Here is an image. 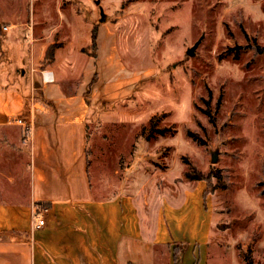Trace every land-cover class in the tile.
I'll list each match as a JSON object with an SVG mask.
<instances>
[{
  "label": "rangeland",
  "instance_id": "rangeland-1",
  "mask_svg": "<svg viewBox=\"0 0 264 264\" xmlns=\"http://www.w3.org/2000/svg\"><path fill=\"white\" fill-rule=\"evenodd\" d=\"M77 12L111 24L126 67L150 69L89 115L96 194L147 181L157 203L201 180L215 213L206 264H264V0H0V32L28 23L59 42ZM160 250L155 264L170 263Z\"/></svg>",
  "mask_w": 264,
  "mask_h": 264
},
{
  "label": "crops",
  "instance_id": "crops-1",
  "mask_svg": "<svg viewBox=\"0 0 264 264\" xmlns=\"http://www.w3.org/2000/svg\"><path fill=\"white\" fill-rule=\"evenodd\" d=\"M71 14L59 42L53 30L34 37L28 23L0 32V264H155L162 247L173 264L176 244L178 264H206L215 213L204 209L203 181L175 184L157 203L142 193L147 181L96 194L89 115L98 101L128 95L150 69L125 66L110 23Z\"/></svg>",
  "mask_w": 264,
  "mask_h": 264
},
{
  "label": "trees",
  "instance_id": "trees-1",
  "mask_svg": "<svg viewBox=\"0 0 264 264\" xmlns=\"http://www.w3.org/2000/svg\"><path fill=\"white\" fill-rule=\"evenodd\" d=\"M95 28H93V30H92V34H91V46L92 47H94L95 46V44H96V41H95ZM53 49H54V45L52 44V45H50L48 48H47V50H46V53H45V57L46 58H50L51 57V55H52V53H53ZM186 173H188V172H186ZM186 176L189 178V179H201L202 178V176L200 175V174H194V175H192V176H188V174H186ZM205 193H207L206 192V190H205ZM168 246V245H167ZM182 249H183V246L181 245V244H176L175 246H174V249H173V264H178V254H180L181 253V251H182ZM246 264H251L250 263V261H248L247 260V263Z\"/></svg>",
  "mask_w": 264,
  "mask_h": 264
},
{
  "label": "built area",
  "instance_id": "built-area-1",
  "mask_svg": "<svg viewBox=\"0 0 264 264\" xmlns=\"http://www.w3.org/2000/svg\"><path fill=\"white\" fill-rule=\"evenodd\" d=\"M2 29L6 30L7 25H3ZM43 77L45 80H49L51 78L50 72L49 71L44 72ZM12 121H14V123L19 124V125H23V126L26 125L24 119L21 117L13 118ZM43 210H45V208ZM33 216H34V220H35L34 221L35 227H39V226H42L44 224V218L41 216L40 212L36 211V213H34Z\"/></svg>",
  "mask_w": 264,
  "mask_h": 264
},
{
  "label": "water",
  "instance_id": "water-1",
  "mask_svg": "<svg viewBox=\"0 0 264 264\" xmlns=\"http://www.w3.org/2000/svg\"><path fill=\"white\" fill-rule=\"evenodd\" d=\"M200 41V38L197 39L190 47L187 48L186 53L188 55H192L194 52V49L197 47L198 43ZM217 160V152L216 151H212L211 152V161L215 162Z\"/></svg>",
  "mask_w": 264,
  "mask_h": 264
}]
</instances>
